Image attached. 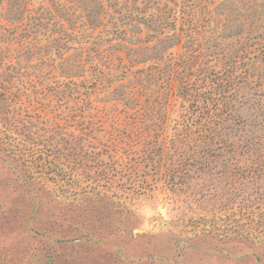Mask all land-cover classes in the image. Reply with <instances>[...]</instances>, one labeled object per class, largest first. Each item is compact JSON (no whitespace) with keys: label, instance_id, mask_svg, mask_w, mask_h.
<instances>
[{"label":"rangeland","instance_id":"374dc122","mask_svg":"<svg viewBox=\"0 0 264 264\" xmlns=\"http://www.w3.org/2000/svg\"><path fill=\"white\" fill-rule=\"evenodd\" d=\"M263 42L264 0H0V264H264Z\"/></svg>","mask_w":264,"mask_h":264},{"label":"trees","instance_id":"16d2710c","mask_svg":"<svg viewBox=\"0 0 264 264\" xmlns=\"http://www.w3.org/2000/svg\"><path fill=\"white\" fill-rule=\"evenodd\" d=\"M259 86L264 90V82H260ZM183 89L186 95H189V93H194V95H196L197 91H199L202 99H207L208 101L212 100V106H216L214 111H218L219 107L223 105H229V107L233 105V95L235 91L234 82H204L201 84L185 82V87ZM172 93L173 97L174 94L177 93V89L173 90Z\"/></svg>","mask_w":264,"mask_h":264}]
</instances>
